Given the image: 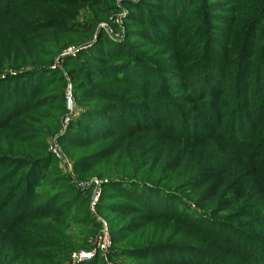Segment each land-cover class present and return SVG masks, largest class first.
Returning a JSON list of instances; mask_svg holds the SVG:
<instances>
[{
    "label": "rangeland",
    "instance_id": "374dc122",
    "mask_svg": "<svg viewBox=\"0 0 264 264\" xmlns=\"http://www.w3.org/2000/svg\"><path fill=\"white\" fill-rule=\"evenodd\" d=\"M53 40L66 47L48 66L50 81L64 79L56 126L49 114L27 113L22 136L0 118V264H187V255L191 264H264V0H0V70L29 71L39 45ZM6 75L0 109L19 89L18 74ZM102 105L109 111L97 118L106 123L86 116ZM239 117L252 127L244 135L230 131ZM168 133L209 149L187 152L162 140ZM38 144L42 157L21 154ZM94 155L106 179L131 181H116L112 198L103 199L108 180L74 168ZM27 159L40 164L29 168ZM92 199L107 228L105 256L93 251ZM104 201L122 203L111 208L124 217L98 211ZM147 207L166 209L167 219ZM179 214L201 224L189 228ZM125 225L135 233L120 242ZM152 243L169 247L121 252ZM180 243L200 250L171 251Z\"/></svg>",
    "mask_w": 264,
    "mask_h": 264
},
{
    "label": "trees",
    "instance_id": "16d2710c",
    "mask_svg": "<svg viewBox=\"0 0 264 264\" xmlns=\"http://www.w3.org/2000/svg\"><path fill=\"white\" fill-rule=\"evenodd\" d=\"M9 1V0H8ZM6 9V8H5ZM4 10V9H3ZM136 30H138V26L135 27ZM46 32V31H44ZM57 35V34H55ZM40 41H43L42 39H40ZM49 43V42H48ZM47 43H43L41 45H39V47L37 48V52L41 55V58L38 59V62L36 63V65H30L29 67V71L28 70H24L23 68H8L6 70H0V76L2 75H6L5 77H9L8 73L14 72L15 74H18L16 77V84L19 87L18 91L15 92H10L11 95L8 97V102H10V107L9 104L6 105L5 109H0V118L4 116L3 121H5V124L7 122H15L13 125L20 128L21 134L22 136H27L29 133H27V131H25L24 127L21 125V118L27 114L30 113V115H32L33 117H46L47 118V114H49L50 116V122H52V124L56 123L58 120V116L59 114L64 112V109H62V106L60 105V97L62 94V90H63V84H64V79L61 77H56V79L50 81L49 79V72L48 71V66L50 65V63L52 62V60L54 59V57L56 55H58L62 50H64L66 47H61L57 42H55L53 40V42H50L51 46L46 50L44 49V46ZM34 62V61H31ZM13 65V63H11ZM19 71H22L21 73H18ZM216 72V71H215ZM214 77L216 75V73L213 74ZM251 76H253L255 79L254 81L260 79L259 78V73H253L251 74ZM24 80H27L28 83H23ZM213 80V79H212ZM250 80V79H249ZM261 81H259L260 83H262L263 81V85H264V69L262 70L261 73ZM12 82V81H11ZM6 86V85H5ZM8 86V85H7ZM261 88V87H260ZM262 90V88H261ZM58 93L59 96H58ZM1 94V93H0ZM1 96V95H0ZM258 97V95L256 96ZM262 97H264V93L262 95ZM260 97V99L262 98ZM32 99V101L29 102V100ZM260 99H257V106L259 108H261L263 106V103ZM42 100H45V103L42 102ZM261 101V102H260ZM24 102H29L28 104H26V106H24L22 103ZM260 102V103H259ZM3 102L0 101V108L2 106ZM257 107V108H258ZM98 109V110H96ZM96 109L91 110L89 113H86V116H93V121H95V123L97 121H99L100 123H106L103 120H98L97 117H100L101 113L104 112H108L109 110L105 107L100 106ZM264 110V107L261 108ZM4 110V111H2ZM111 110H116L115 108H112ZM110 110V111H111ZM42 111H44V113H42ZM254 113L255 110H254ZM112 114V113H111ZM164 111H162L160 113V115H163ZM160 115H156L155 118L159 119ZM254 116V115H253ZM252 116V117H253ZM256 118H258V115H256ZM48 120V119H47ZM49 122V120H48ZM128 123L132 122V121H126ZM34 124V129H37L40 125V123H33ZM135 125H137L138 123H134ZM1 125V124H0ZM231 130L234 133L238 134V135H244L245 131H251L252 127L246 123V120L243 118H240L238 120L235 121V123L231 124ZM98 126V125H95ZM72 127V126H70ZM52 128V127H51ZM73 131H75V129L70 128L68 131L69 133H72ZM29 132V131H28ZM68 136V135H67ZM111 135H107V137H105L104 139H100L96 138L93 141H88L85 142V144H89V145H96V144H100V142H104L106 140H109V137ZM162 140L166 141V142H170V143H174L177 144L181 149L187 151V152H199V151H204V150H208L209 146L208 144L202 140L201 138H189V137H181L180 135L177 134H173V133H168V134H163L161 135ZM65 139V140H64ZM68 140V139H67ZM66 144H70V142L66 141V138H63L60 140V145L64 148L66 146ZM41 145L38 144L37 146L31 148H28V151L25 153H21L22 155L28 157V158H36V157H42L43 153L38 152L40 149ZM42 148V147H41ZM33 158V159H34ZM103 156L102 155H94L90 158V161L88 159H78L74 162V168L78 171V170H83L86 168H90L92 170L93 175L97 176L100 180H108L107 183L104 187L109 190L108 192H110L111 194L108 195H104L103 199H109L112 198L111 196H113V194H118V185L116 181L123 182V183H130L131 181L129 179H106V176L104 175V173L100 170V162L102 161ZM33 159H27L26 160V164H29L27 166H29V168L32 167H38V163L33 162ZM42 159V158H41ZM105 159V157H104ZM35 163V164H34ZM30 170V169H29ZM34 173L36 176H38L35 172ZM28 174V173H26ZM39 174V173H38ZM40 177V176H39ZM110 182H114V183H110ZM122 185V184H121ZM124 185V184H123ZM131 187L133 185H130ZM135 187L138 185H134ZM139 189L141 188L140 186H138ZM121 199H123L124 201H127L129 204L131 205H135L136 207H139V209L141 208L142 204H139L137 201H135L131 196L130 197H126L125 195H120ZM87 200V197H86ZM111 200V199H110ZM110 202V203H108ZM120 204V205H117ZM111 203V201H104V203H97L96 204V208L98 209V211H104V212H108L109 214L115 216V217H124L123 213H120L119 209H113L111 207H119V206H123L121 205L122 203ZM109 206V207H108ZM166 209H161L162 213H156L153 212L151 208L147 207L145 208V212L148 213L149 215H153L155 217H153L155 220H165L167 219V215H165V213H163ZM172 217V216H171ZM163 218V219H161ZM177 221H181L183 222L182 224H188L189 228H193L197 230V225H195L197 223H199L197 220H192L189 219V217L185 216V217H181L180 214L179 216L177 215ZM188 218V219H186ZM153 221V220H152ZM150 221H147V223H145L144 225H147ZM201 224V223H199ZM98 225V224H97ZM202 226V225H199ZM188 227V226H187ZM212 228V227H211ZM98 229H99V225H98ZM135 232L130 230V227L128 225H125V227H122L120 230V235H122L124 238L123 239H119L120 242L123 240H126L127 238H129L131 235H133ZM132 239H130V245H132ZM174 246L176 249H172L171 247V251H195V250H200V248H197L196 244H183L180 243L179 245H171ZM154 247V249H150ZM156 247H169V245L167 244H162V243H157V244H151V245H143V246H128L125 249H123L121 252H123V255H137L140 253H145L148 252L149 250H155ZM114 250V248H113ZM161 250V249H159ZM197 252V251H196ZM115 253V252H114ZM113 253V254H114ZM113 256V255H112ZM187 259L186 263L187 264H191L192 263V257H190V255H187ZM96 263L101 264V261L97 259ZM170 264H176L174 262H171ZM178 264V263H177ZM221 264V263H220ZM225 264V263H222Z\"/></svg>",
    "mask_w": 264,
    "mask_h": 264
},
{
    "label": "built area",
    "instance_id": "2783aa9c",
    "mask_svg": "<svg viewBox=\"0 0 264 264\" xmlns=\"http://www.w3.org/2000/svg\"><path fill=\"white\" fill-rule=\"evenodd\" d=\"M70 104V101L67 100V105ZM51 150V148H50ZM52 152L54 153V155L59 158L57 152H56V149L55 147L52 148ZM95 202H96V199H92L91 200V203H90V208H91V213L93 214L94 218H95V221L97 222V224L99 225V232L98 234L96 235L95 239H94V242H93V251H98V253L101 255V256H105L107 253H108V249H109V246H110V243H109V238H108V233H107V228H106V225L103 221H101L95 214V211H94V205H95ZM88 257L90 255H87Z\"/></svg>",
    "mask_w": 264,
    "mask_h": 264
}]
</instances>
